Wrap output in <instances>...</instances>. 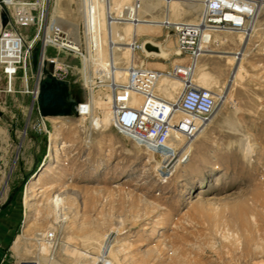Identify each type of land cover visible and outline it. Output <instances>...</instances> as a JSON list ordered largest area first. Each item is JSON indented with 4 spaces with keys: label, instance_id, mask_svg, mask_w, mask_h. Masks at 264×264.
Masks as SVG:
<instances>
[{
    "label": "rangeland",
    "instance_id": "rangeland-1",
    "mask_svg": "<svg viewBox=\"0 0 264 264\" xmlns=\"http://www.w3.org/2000/svg\"><path fill=\"white\" fill-rule=\"evenodd\" d=\"M145 1L153 6L145 18L165 19L175 12L171 0ZM255 1L262 5L257 16L254 2L243 4L252 13L253 35L216 32L199 57L212 90L223 88L226 98L180 159L147 149L110 123L96 128L90 117L72 113L47 117V131H39L37 101L23 92L22 79L10 92L0 72V205L14 192L4 209L20 208L7 244L12 262L4 264L38 253L50 256V247L43 254L36 239L48 230L79 244L85 254L101 255L100 264H264V0ZM87 2L92 21L91 6L101 7L99 0ZM191 2L179 6L178 21L197 20L201 8L186 11ZM82 5V0H49L50 15L69 32L70 22L78 24L84 37ZM164 24L136 36L162 44L169 57L139 51L136 61L146 59V66L163 71L176 63L188 68L189 55L175 51L177 36ZM24 31L33 33L31 27ZM68 59L79 66L77 57ZM74 72L63 68L59 78L83 99ZM95 98L103 117L105 99ZM55 257L77 264L61 249Z\"/></svg>",
    "mask_w": 264,
    "mask_h": 264
},
{
    "label": "built area",
    "instance_id": "built-area-1",
    "mask_svg": "<svg viewBox=\"0 0 264 264\" xmlns=\"http://www.w3.org/2000/svg\"><path fill=\"white\" fill-rule=\"evenodd\" d=\"M2 1L8 9V22L6 26L3 25L0 1V72L10 92L15 91L18 79H22L23 92L32 95L38 103L40 84L47 75L45 70L59 78L63 68L75 69L76 81L85 94L83 99L76 96L77 115L89 119L97 109L101 113L93 102L94 95L100 96L109 101L110 126L147 149L162 153L172 150L175 154L188 149L189 143L207 127L225 98L210 88L200 87L188 69L202 56L203 45L211 42L214 33L236 31L252 17L250 10H243L237 0H204L202 14L191 22L193 27L187 28L184 21L164 24L177 36L181 53H187L191 59L188 68L176 63L164 71L170 77H179L183 82L177 98L171 99L157 90L162 70L148 67L135 59L127 63L123 61L122 55L120 60L115 61L113 53L106 58V65L102 64L100 57L91 55V48L95 49L97 42L89 27L84 24V37L76 40L52 18L49 0ZM141 1L133 0L121 5V14L118 16L110 13L109 27L112 28L114 24L122 26L129 20L124 13L132 10L131 5L139 8ZM129 17L134 24L140 22L137 15ZM26 27H31L33 33L25 32ZM126 43L135 54L144 52L143 42L136 35ZM35 46L39 47L36 66L32 59ZM262 51L264 53V43ZM70 57L78 58V67L69 61ZM122 67L127 69L124 82L117 79V70ZM134 94L142 97L138 106L132 103ZM46 119L39 111L36 124L39 131H47ZM36 236L38 243L39 239L51 242V255H55L62 247L63 240L56 230L39 231ZM39 256L20 259L17 264H43Z\"/></svg>",
    "mask_w": 264,
    "mask_h": 264
},
{
    "label": "bare ground",
    "instance_id": "bare-ground-1",
    "mask_svg": "<svg viewBox=\"0 0 264 264\" xmlns=\"http://www.w3.org/2000/svg\"><path fill=\"white\" fill-rule=\"evenodd\" d=\"M247 1L254 2L253 6L255 8L257 7L256 8L257 10H255L256 16L259 15L260 10L262 9V5H260L259 2L255 1V0H247ZM82 2H83L82 9H83V13L86 15L87 26L89 27L88 29L90 30V28H91V32L93 34H95L96 29H95L94 25H96V27L99 28V31H98L99 35H97L96 37L93 36L94 39H96V42H97L96 45L97 46L95 47V49L91 48V55L92 56L97 55V57L101 58V62L103 63L104 60H106V62H107L106 58L109 56V54L113 53L115 61H118L119 56H120L119 51L121 48L123 50L124 58L127 59L128 62L130 63L131 62L130 58H132V60H133V58L135 57L134 55H136V54L131 50V48L128 45H126L127 44L126 42H128V40H130V38H132L135 35L142 34L143 32L152 31L153 26L162 25V24L167 23V22H170V23L176 22L175 19H177L176 17L179 16L177 14H180V16H181L179 6L183 5L184 0H171L169 2V4H170V6L173 7V10L175 12H173L171 16H169L168 18H165V19L164 18H158L155 16H153L151 18H145V16L149 12H153V6L150 3L148 5H146L147 4V3H145L146 1L142 0L139 8L131 5L132 10L124 13V15L128 16L129 20L125 21L122 26L114 24L112 28H110L109 24H108L109 16H111L110 13H113V14L116 13L117 16L120 15L121 14V11H120L121 5L129 3V2H120L119 3L116 0H99L98 5H99V7H101V9H97L96 5L91 6V13H92L91 20L92 21H89V16H88L87 11H86V6L88 4L87 0H82ZM143 2H144V6L142 5ZM236 2L238 4L242 5L240 7L243 8V10L246 9V8H244L243 4H245V2L243 0H237ZM113 4H115V5H113ZM80 5H81V3H80ZM203 5H204V0H192L191 4H189V8L186 9V11H192L196 8H198V10H199L201 8V10L199 12V16H200L203 12ZM253 11H254V9H253ZM136 15L139 16L140 22H138L137 24H134L130 20L129 16H136ZM178 19H177V21H178ZM179 21H182V20H179ZM89 22H90V24H88ZM184 22L191 23L192 21L189 20V21H184ZM63 23H64V21H62V24ZM69 24H70V26H69L70 30H72V32L70 31V33L73 36L75 35L74 38L79 41L81 38L79 25L76 23H73V22H70ZM67 26H68V24H67ZM236 31L239 32L238 33L239 36L245 34L246 38H248L249 35L250 36L253 35L254 23L249 24L247 22L244 27H240ZM215 35H217V33H214L212 35L211 42L215 41L214 40ZM122 36H123V38H122ZM116 41H118V42L121 41V42L118 43ZM221 41L224 44L228 40L221 38ZM211 42L205 43L203 45L204 50L202 52L203 53L202 55L206 54V51L208 50V48H210ZM149 46H154V47H156L157 50L150 51L148 49ZM143 48H144V52L146 53V56L154 55V56H161L163 58H167L170 55L169 52H167L164 49L162 44L157 43L153 40L143 41ZM175 51L178 54H181V51L179 50L178 47L176 48ZM237 54L240 55L237 57L239 60H242L244 55H245V53L241 52V51L238 52ZM121 55H122V53H121ZM134 59L136 60V57ZM127 60H125V61H127ZM145 60L146 59H141L140 62L145 64V62H146ZM125 68L126 67H122V68L117 70V77H118L117 79L121 82H124L127 79L126 78L127 77L126 76L127 69H125ZM205 71L206 70H203L199 64V58H197L193 62V64L191 65L189 72L191 74H193L195 82L200 87H206V88L212 89V85L209 84L208 76H207V73ZM162 72L163 73L161 74V76L159 77V80H158V84H159V81L162 79L161 85L159 88H157V90L159 91V93L163 94L164 96H166L168 98L176 99L177 94H179L181 92V89L183 87L182 80L179 77H170L163 70H162ZM234 75H235V72H234ZM158 84H157V86H158ZM216 92L218 94L224 95V97L226 98V91L223 88H221L219 91H216ZM93 102H94V104H95V102H97L95 96L93 98ZM101 102H103V106L106 110L105 116L102 117V111H101V115H99L98 113H93L90 116L91 124L93 126H95L96 128L108 125L111 122L110 115H109V106H110L109 101L107 99H105V102H104V100ZM141 102H142V97L139 94H134V99H133L132 103L134 105L138 106L141 104ZM215 114H216V112H215ZM215 114L213 115V117L215 116ZM213 117H212V119H213ZM212 119H211V121H212ZM208 125H207V127H208ZM207 127L197 136V138L202 133H204V131H206ZM197 138L193 142H195L197 140ZM193 142H190V143H193ZM190 143L188 146H190ZM244 147H245V151L248 153L250 151V144L247 143ZM185 151H183L180 154H175L174 151L169 150V151H166L165 153L166 154L169 153V154H172L174 156L179 155L178 159H180V157H182L183 154H185ZM39 244H40L39 249L43 252V254H44V252H46L45 250H47L46 249L47 245L49 247H51V242L48 240L39 239ZM103 245H102V247H103ZM61 250L65 251V253L73 256V261L76 262L77 264H100V262H101L100 256L98 254H93V253H95L94 251H92L93 252L92 254H85L80 249V245L76 244L75 242H68V241L63 240ZM38 254H40V253H38ZM39 257L42 260V262L46 263V264H63L55 257V255H50V256L40 255ZM104 257H107V259H109V260H111V258H112V257L109 258V255L104 256Z\"/></svg>",
    "mask_w": 264,
    "mask_h": 264
},
{
    "label": "water",
    "instance_id": "water-1",
    "mask_svg": "<svg viewBox=\"0 0 264 264\" xmlns=\"http://www.w3.org/2000/svg\"><path fill=\"white\" fill-rule=\"evenodd\" d=\"M1 1L3 7L2 11V22L6 26L8 22V9L6 4ZM187 28L193 27L192 23L185 22ZM150 51L157 50L154 46H149ZM39 47L35 46L32 52L33 64L36 66L38 60ZM47 75L42 79L40 84V93L38 96V108L40 114L45 117H56L67 114H77L76 104L78 99L73 95L70 83L68 80L60 79L53 76L47 70ZM14 197L12 192L7 201L0 205L1 209H4Z\"/></svg>",
    "mask_w": 264,
    "mask_h": 264
},
{
    "label": "crops",
    "instance_id": "crops-1",
    "mask_svg": "<svg viewBox=\"0 0 264 264\" xmlns=\"http://www.w3.org/2000/svg\"><path fill=\"white\" fill-rule=\"evenodd\" d=\"M19 213L20 208L17 205L0 212V264L12 262V249L8 248L7 244L16 229Z\"/></svg>",
    "mask_w": 264,
    "mask_h": 264
}]
</instances>
